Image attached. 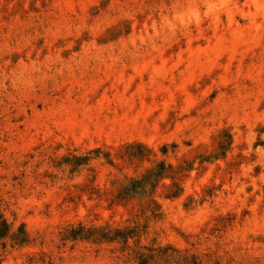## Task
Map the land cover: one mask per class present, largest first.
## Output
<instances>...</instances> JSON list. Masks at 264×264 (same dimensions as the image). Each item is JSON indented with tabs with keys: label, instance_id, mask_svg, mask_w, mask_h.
Segmentation results:
<instances>
[{
	"label": "rangeland",
	"instance_id": "1",
	"mask_svg": "<svg viewBox=\"0 0 264 264\" xmlns=\"http://www.w3.org/2000/svg\"><path fill=\"white\" fill-rule=\"evenodd\" d=\"M0 264H264V0H0Z\"/></svg>",
	"mask_w": 264,
	"mask_h": 264
},
{
	"label": "trees",
	"instance_id": "2",
	"mask_svg": "<svg viewBox=\"0 0 264 264\" xmlns=\"http://www.w3.org/2000/svg\"><path fill=\"white\" fill-rule=\"evenodd\" d=\"M9 234V225L2 213L0 212V247L2 249L6 248V238Z\"/></svg>",
	"mask_w": 264,
	"mask_h": 264
}]
</instances>
